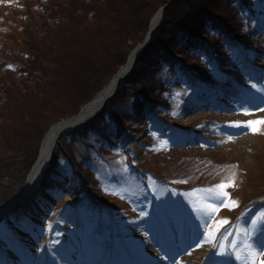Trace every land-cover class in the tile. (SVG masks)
I'll list each match as a JSON object with an SVG mask.
<instances>
[{
    "label": "rangeland",
    "instance_id": "rangeland-1",
    "mask_svg": "<svg viewBox=\"0 0 264 264\" xmlns=\"http://www.w3.org/2000/svg\"><path fill=\"white\" fill-rule=\"evenodd\" d=\"M45 4L47 5L46 0H0V62H2L0 68H3L7 60L25 62L27 59H22V51L36 53V50L26 46L29 45L28 43L32 45L38 42L45 33H39L44 26L38 19L37 30L27 34L24 32V25L30 20L25 19L24 13L29 5L38 7ZM73 8L74 5L71 4L68 10L73 11ZM208 8L211 9L206 10L211 12L210 16L223 18L225 36L212 27L211 20H206L199 30L201 37H194L191 43L183 46L179 44V48H172L173 55L178 60L194 62L192 65H195L199 76L195 72L197 76L190 84L191 88H178L179 94L172 100L169 110H156L155 107L146 106L138 122H130L126 119L129 128L122 138L124 143L131 145L136 153V159L140 160L142 165L152 166L170 182H176V185L185 192L183 197L180 199L178 190H172L163 184L157 185L155 203L162 216H156L153 221L150 211L153 201L145 198L148 196L147 186L143 184L138 174L130 170L129 163L132 160L128 157H120L122 152L114 151L111 160L115 166L111 165L112 168L106 170L102 167L97 168L101 185H99L100 192L96 188L94 193L104 203L103 207L109 208L106 214L111 211L109 204L118 214H111L109 217L99 215L91 218L93 221L96 220L93 225L89 221L83 225L80 222L79 225V213L71 211L68 215L66 211L67 203L73 202V195L57 199L50 191L40 190L36 197L22 200L24 213L30 219H27L23 229L16 233L17 239L14 243L17 249L24 253V258L18 257L10 250H0L1 264H71L70 253L73 258L80 255V252L74 250L90 242L102 243V247L109 248L117 264H120L121 259V264H130V257L134 253L137 254L135 261L139 264L142 260L141 256L147 257L145 252L148 248H151V252L155 250L153 253L157 256L159 254L163 259L168 257L165 259L167 264H173L174 261L175 264H235V262L243 264L242 259H237L236 254L231 251V244L238 243L241 255H245L243 229L250 230L252 219L264 209V93L257 91L249 83L251 80L258 84L260 78L264 77V1L220 0L218 5H210ZM238 9L246 14L247 20H239L234 15V11ZM81 13V10L76 13L70 12V18L76 16L80 21L75 25L72 23L73 19H70L71 24L60 23L62 26L54 21L50 22L51 30L60 27L58 41L64 44L70 53L77 52L80 47L75 42L78 37H72V32L68 29L74 26L76 31L78 30V36L84 30H88V24L96 23L94 20V22L90 20L84 22V19L92 17V14L82 16ZM147 14L148 12L143 16ZM137 16L139 14L133 13L130 18L136 19ZM230 16V20H226ZM62 20L67 21L65 18ZM129 33L130 37L123 39L121 43L117 40L110 41L111 39L106 43V46H111V51L115 52L114 56L117 60L118 58L121 60L125 50L133 45L131 41L135 35H139L133 27ZM228 35H232L233 38L230 42L225 39ZM205 44L210 54L199 50ZM70 59L67 60L69 63ZM84 65L82 77L87 70L90 71L91 65H94V59L91 61L87 58L84 60ZM68 70L70 74L63 70L57 88H49V91L52 92L50 89L58 91L62 95L58 100L63 102V105H70V109L74 110L72 113L79 114L83 107L97 96L98 85L95 80H91L90 83L86 81L88 86H80L78 95H75L69 85L71 79L80 72L70 66ZM101 73L98 77L104 80L105 76ZM13 76L10 80L16 82L18 88L13 85L10 93L9 89H2L0 82V101L8 100L5 110L12 111V115L17 116L27 112L29 119L25 117L21 120L19 116L14 117L6 127L3 126V133L0 132V163L3 164L11 161V149L26 148L24 149L26 153L36 148L38 157L49 131L54 126L52 124L45 130L48 127L47 121L42 118L38 106L24 105L15 92L27 89L29 85V94L36 97L40 88L45 87V81L41 78L33 81L30 74L21 76L13 73ZM8 78L9 75L6 79L9 80ZM17 97L18 103L12 102ZM88 99L89 101L86 102ZM47 103L52 104L50 99ZM56 108L52 105V109ZM155 117L161 121L163 119L165 124H173L177 127V132L175 134L171 130L168 132V125L156 127L151 121ZM35 119L42 122L36 123ZM233 121L257 122L254 127L258 130L252 131L253 126L245 123L236 126ZM39 128L45 130L40 140L39 134L34 136L38 137L36 141L32 140L28 143L27 140L23 144H17V135L29 136ZM71 132L63 138L70 137ZM80 149L85 148L81 146ZM1 182L3 187L0 186V197H3L8 192L6 184L14 185V183L9 181L8 177ZM221 183H225L227 187L216 190L215 186ZM74 184L75 181L72 180L68 187L70 192L74 191ZM197 189L201 191H194ZM205 189H213V191H203ZM222 191L229 193V196L224 197ZM40 192H43L44 198L39 197ZM200 199H206L208 203L216 206V211L211 216L206 215L201 219L193 208V201ZM84 200L76 202V205L83 203ZM233 201L237 202L235 206L232 204ZM38 204H41L42 208L40 213L36 211ZM249 206H253L257 211H252ZM63 216L64 220L60 224ZM201 220L202 224L199 222ZM224 220L228 223L221 225L220 222ZM191 222L193 224H190ZM72 225L73 229L69 227ZM218 226L219 231L215 241L207 242L208 229L216 231ZM236 226L240 230L237 231ZM3 228L1 224L0 234ZM223 232H228L227 241L222 236ZM249 236L256 248L264 252V247L259 242L260 232L257 231L256 236L249 232ZM98 243L93 245V252L97 257ZM222 244L226 245V251L230 254L222 255L218 252V247ZM167 246L177 249L175 254L170 255L171 257ZM217 256L220 257L219 261L215 260ZM257 259L264 261V255H260Z\"/></svg>",
    "mask_w": 264,
    "mask_h": 264
},
{
    "label": "trees",
    "instance_id": "trees-1",
    "mask_svg": "<svg viewBox=\"0 0 264 264\" xmlns=\"http://www.w3.org/2000/svg\"><path fill=\"white\" fill-rule=\"evenodd\" d=\"M46 1L47 5H40L38 7H35V5L27 6L26 13H24L25 19L30 20L27 25H24V32L27 34H32L37 30L39 21L44 26L42 27L43 30H39V33H45L38 39V42L32 45L28 43L29 45L26 46L27 48L36 50V53H25L22 51V59H27L25 62L23 60H7L3 65V68H5H0V72L2 70L0 73L2 89H9L10 93L13 85L17 87L16 82L10 80V78L14 77L13 73H18L21 76L30 74L33 81H38L37 79L39 78L45 81V87L40 88L37 95H35L36 97H32L29 94V85H27V89H23L24 91H15L19 95L18 97L22 99L24 105L38 106L39 113L41 112L42 118L47 121L48 127L45 130L50 125L56 123L57 120H64L76 115L75 112L72 113L74 110L70 109V105H63V102L58 100V97H62L58 91H53L52 89H50L52 92L49 91V88H57L59 78L63 76L61 74L63 70L70 74L68 70L70 66L75 67L80 72L76 74V77L71 79V84L69 85L72 93L74 92L75 95H78L80 86L87 87L91 80H95L94 82L98 85L96 90V93H98L126 63L130 52L146 39L150 23L159 9L171 1L164 10L162 21L153 31L150 41L139 51L130 75L120 81L115 95L107 102L97 116L74 129L70 133V137L66 136L60 140L59 149L53 153L50 165L43 177L45 189L56 195L57 199H63L67 195L74 196L73 202L67 203L66 211H68V215H70L71 211L79 212L82 225L87 221L91 222L92 217L116 215L118 214L117 210L110 204L111 211L106 214L109 208L103 207L104 203L98 199V196L94 193V189L97 188L96 190L100 192L99 185H101V180L99 183V179L101 178L97 173V168L102 167L106 170L107 168H112L111 165L115 166V163L111 160L113 158L111 155L115 154L114 151H119L122 152L120 157H128L132 160L129 163L130 170L134 174H138L143 184L147 186L146 194L148 196H145V198L153 201L150 209L152 214L151 219L153 220L156 216H162V213L159 212V207L155 203L157 201L156 186L163 184L172 190H178L177 193L180 199L185 192L176 185V182H170L157 169L152 166L142 165L140 160L136 159V153L133 151L131 145L122 141L125 132L129 128L125 120L138 122L141 118L140 116L144 114L143 108L146 106L148 108L155 107L156 110H169L172 100L179 94L178 88H191L190 84H192L194 77L197 76L195 72L197 74L199 72L195 68V65H192L194 62L187 63L175 58L172 48L178 47L179 44L183 46V44L191 43L194 41V37H201L199 30L206 20H211L212 27L221 31L223 36H225L223 18L221 16H216L217 18L210 16L211 12L206 11L209 9L208 6H216L220 0ZM71 4L74 5L73 11L68 10ZM190 7L195 9L193 10ZM79 10L82 11V16L92 14V17L85 18L84 22L88 20L92 22L94 20L96 23L88 24V30H84L78 36V30L76 31L74 26L68 29L69 32H72V37H78L75 42L80 47L77 52L70 53L67 47L58 41V32L61 31L60 27L56 28L57 30H51L50 22L54 21L57 25H61L60 23L66 24L67 22L71 24L70 19H73L72 23L75 25L80 21L76 16L70 18V12L76 13ZM147 12L148 14L143 16ZM133 13L139 14V16L136 19L135 17L133 19L130 18V16H133ZM234 15L239 20L248 19L246 14L239 11V9L234 11ZM63 18L67 19V21L62 20ZM230 18L231 16L227 17L226 20H230ZM38 19L40 20L38 21ZM129 21L130 26L128 24ZM132 27L139 35H135V38L131 41L133 45L129 46L128 50H125L126 52H124L121 60L119 58L117 60V57L114 56L115 52L113 53L111 46H106V43L110 39V41L117 40L121 43L123 39L130 37L129 31ZM217 34L219 35L218 32ZM228 36L233 39L232 35ZM199 50L210 54L206 44L201 49L199 48ZM69 58H71L70 63L67 61ZM87 58H90L91 61L94 59V65H91L90 71L87 70V73L82 77L81 73L83 69L85 70L84 60ZM1 66L2 62H0ZM100 73L105 76L104 80H100L101 78L98 77ZM8 75L10 81L6 79ZM18 97L12 102L18 103ZM48 99H50L51 105L47 103ZM4 101H0L3 102L0 103L1 133L4 130L3 126L6 127L12 121V118L19 116L21 120H24L25 117L29 119L27 112L14 116L9 109L5 110L8 100ZM88 101L89 99L86 102ZM52 105H55L57 108L52 109ZM151 121L156 127L168 125V132L170 130L173 134L177 132V127L171 123L165 124L163 119L161 121V119L155 117ZM38 122L42 121L36 120V123ZM45 130L44 128H39L35 132L29 131L31 132L29 136L17 135L16 142L17 144H23L27 140L28 143L32 140L36 141L38 137L34 136H38L39 134L40 140ZM81 146L85 149L81 150ZM21 149H11V161L9 163L6 162L7 164L0 163V186L3 187L1 181L4 182L6 177L14 183V185L5 183L8 192L3 197H0V203L15 198L24 189L28 174L38 158L36 148L26 153L24 150L26 148ZM28 158L29 160H27ZM72 180L75 181V189L73 192H70L68 187ZM93 186L96 187L94 188ZM83 199H85L83 203L76 205V202ZM22 204H17L1 219L0 225L3 224L4 228L0 234V248H6L14 243L15 239H17L16 232L22 230L24 227L27 217L20 220L17 215L20 210H23ZM60 207L61 205L57 208L58 211ZM248 208L252 209V211L255 210L253 206H249ZM62 220H64V216L61 218L60 224ZM199 222L202 224V220ZM190 224H193V222ZM69 227L74 228L73 226ZM259 229L260 223L257 225V231Z\"/></svg>",
    "mask_w": 264,
    "mask_h": 264
},
{
    "label": "bare ground",
    "instance_id": "bare-ground-1",
    "mask_svg": "<svg viewBox=\"0 0 264 264\" xmlns=\"http://www.w3.org/2000/svg\"><path fill=\"white\" fill-rule=\"evenodd\" d=\"M169 3L164 6V9H166V7L169 5ZM156 16H157V14L153 17V19H152V21L150 23L149 29H151L152 23H153V26L156 25L155 29L160 25L161 21L158 24H156L157 21H158V19H157L158 16L157 17ZM153 20H154V22H153ZM225 39L228 42L231 40L230 36H226ZM145 41H146V39L143 42H141L140 44H138V46H136L132 50V52H130L129 56L132 57V53H134L135 50H137V49H138L137 53H139V51H141L147 45V43L150 41V39L147 40L146 42ZM143 43H145V44L142 46ZM137 53H136V56H137ZM127 69L128 68L125 67L122 70V73L126 72ZM115 81H116V79L113 80L106 87H103L98 92L97 96H95L90 102H88L83 107L82 111L79 113L80 115L78 116V119H84L85 120V121H83L81 123V125L84 124L85 122H87L86 118L89 115H91L92 113H94L95 111H97L101 107V103H103L104 99L109 94H111L112 90L114 89ZM99 113H96L95 116H97ZM53 125L54 126H52V128L49 131V134L47 135V137H46V139L44 141V144L42 146V152H41V155H40V159H39V162H38L36 168L34 169V172L32 173L33 176L31 177V182H30L29 189L23 195L22 200L32 199L40 191V190H38V188L41 186V182H42L41 181V176L44 175V172H45L44 170L46 169V167H47V165H48V163L50 161L51 155L58 148L57 145L60 143V140H58L57 138H58V135H59L60 131L62 130V128H64L66 126V123L65 124H61V123L56 124V123H54ZM40 193L42 194L43 192H40ZM41 194L39 195V197H41ZM31 205H33V203ZM40 205L41 204H38V208H36V211L38 213H40L42 211V208H41ZM0 212H1V208H0ZM24 212H25V209H23V210H21V211H19L17 213L18 218L20 220L26 218V214ZM238 224H240V223L238 222ZM156 227H159V225H156ZM236 229H237V226H236ZM238 230H240V229L238 228L237 231ZM224 235L225 236L228 235V232H223L222 236L225 237ZM96 243H98V242H90L88 245L79 246L78 248H76V250H74V251L80 252V255L74 256V258L71 257V253H70V262H71V264H117V262H115V260H114V258L112 256L113 253L111 252V250L109 248L102 247V243H98L99 256L98 257L95 256L94 252H93V245L96 244ZM168 244L171 245V243H168ZM172 246H174V244ZM17 248L18 247L15 246V243H12L10 246H7L6 248H4V251L10 250L12 252H15L14 254H16L18 257L24 258V253L21 250L17 249ZM150 249L151 248H148L146 250V252H145L147 254L146 255L147 257L141 256V259H142L141 261L142 262L139 263V264H167L165 262V259L161 258L159 256V254L157 256L156 253H153V252H155V250H153V252H151L152 250H150ZM168 249H169V251H168L169 256L171 254H175V252H177V249L174 248V247H168ZM22 250H23V248H22ZM130 254H131V252H130ZM152 254H154V255H152ZM73 255H75V254L73 253ZM136 256H137V254L134 253V255L132 257H130V259H131V261L129 260L130 264H137V262L135 261V257ZM21 258H19V259H21ZM216 259H218L217 261H219L220 257L217 256L215 258V260ZM121 260L119 262L120 264H121ZM159 260H160V262H158ZM197 264H199V263H197Z\"/></svg>",
    "mask_w": 264,
    "mask_h": 264
},
{
    "label": "snow or ice",
    "instance_id": "snow-or-ice-1",
    "mask_svg": "<svg viewBox=\"0 0 264 264\" xmlns=\"http://www.w3.org/2000/svg\"><path fill=\"white\" fill-rule=\"evenodd\" d=\"M250 84H252L253 88H256L257 91L264 93V77L260 78V83H253L251 80L249 81ZM244 111H247V109H243ZM234 125L236 126H240L241 123H245L249 126H253L251 128L252 131H257L258 129H256L254 127V124L257 122L254 121H246V122H241V121H233L232 122ZM166 143V142H165ZM127 169V166H125ZM225 187H227V185L225 183H221L219 185L215 186L216 190H223ZM196 192H199L201 190L197 189L194 190ZM203 191H208L211 192L213 191V189H205ZM222 195L224 197H228L229 193H227L226 191H222ZM237 202L233 201L232 204L233 206L236 205ZM193 208L195 209V211L197 212V214L200 216L201 219H203L206 215L211 216L212 213H214L216 211V206L213 204H210L207 202L206 199H200L199 201H193L192 203ZM143 215H147V213H142ZM258 222L260 223V244L262 245V247H264V209H262L259 213V215H257L254 219H252L251 221V228L249 229H243V251L245 253V255H241L238 243H232L231 244V248L232 251L236 254L237 259H242L243 264H264V261H259L257 259V257H259L260 255H264V252L259 251L255 244L250 240V236H249V232H251L252 235H256L257 234V224ZM224 223H228L227 220L221 221L220 224H224ZM49 228H51V223H49ZM219 231V226L217 227L216 231H213L211 228L208 229L207 232V242H214L215 241V237L217 235V232ZM239 240V237H238ZM225 241H227V236H225ZM199 243V242H197ZM218 252L222 255H228L230 253H228L226 251V245L222 244L218 247ZM164 259H168V257H164ZM173 264H175V261L173 262Z\"/></svg>",
    "mask_w": 264,
    "mask_h": 264
},
{
    "label": "water",
    "instance_id": "water-1",
    "mask_svg": "<svg viewBox=\"0 0 264 264\" xmlns=\"http://www.w3.org/2000/svg\"><path fill=\"white\" fill-rule=\"evenodd\" d=\"M163 11H164V7H162V9L160 10V12L157 14V16H158V21H157V23L156 24H158L159 22H160V20H161V18H162V16H163ZM156 16V17H157ZM155 17V18H156ZM153 22H154V20H153ZM156 27V25L155 26H153V23H152V25H151V29H150V31L148 32V34H147V38H146V41L147 40H149L150 39V37H151V33H152V31H153V29ZM145 41V42H146ZM145 43H143L142 44V46L144 45ZM141 46V47H142ZM140 48V47H139ZM137 51H138V49L137 50H135V52L134 53H132V57H130L129 58V63H128V66H127V71L126 72H124V73H122V72H120L118 75H116V81H115V86H114V89L112 90V92H111V94H109L105 99H104V101H103V103H101V107L99 108L100 110L103 108V106L106 104V102L115 94V92H116V90H117V87H118V84H119V81L122 79V78H124L127 74H128V72L131 70V68H132V66H133V64H134V62H135V57H136V53H137ZM114 79V80H115ZM98 109V110H99ZM95 111L94 113H92L91 115H89L86 119L87 120H89L90 118H92L96 113H98L99 111ZM80 114H76V115H74V116H71V117H69V118H67V119H64V120H61V121H59V122H57L56 124H59V123H61V124H65L66 123V126L64 127V128H62V130L60 131V133H59V135H58V140H61L62 138H63V136H65L66 134H68L70 131H72L73 129H75L76 127H78L79 125H81V123L83 122V121H85L84 119H78V116H79ZM58 146V145H57ZM59 148V147H58ZM57 148V149H58ZM41 152H42V149H41V151H40V154H39V156H38V158H37V160H36V162L34 163V165L32 166V168H31V170H30V172H29V174H28V177H27V180H26V184H25V187H24V189H23V191L22 192H20L14 199H12V200H10V201H7V202H5V203H3V204H0V208H1V212H0V215H3L8 209H10L12 206H14L15 204H17L18 202H20L21 200H22V197H23V195L27 192V190L29 189V186H30V182H31V177L33 176L32 175V173L34 172V169L36 168V166H37V164H38V162H39V159H40V155H41ZM52 156H53V154L51 155V157H50V161H49V163H48V165H47V167H46V169L44 170L45 172L47 171V169H48V167H49V165H50V162H51V159H52ZM45 172H44V174H45ZM44 176V175H43ZM43 176H41V181L43 180ZM38 190H44V183H43V181L41 182V186L38 188Z\"/></svg>",
    "mask_w": 264,
    "mask_h": 264
}]
</instances>
